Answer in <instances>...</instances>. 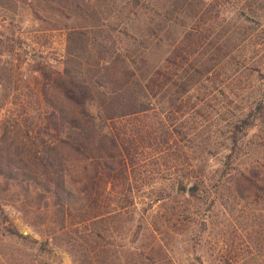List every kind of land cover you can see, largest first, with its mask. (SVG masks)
<instances>
[{
    "label": "rangeland",
    "instance_id": "374dc122",
    "mask_svg": "<svg viewBox=\"0 0 264 264\" xmlns=\"http://www.w3.org/2000/svg\"><path fill=\"white\" fill-rule=\"evenodd\" d=\"M60 75L94 112L116 97L171 128L139 155L133 203L108 194L100 219L42 189ZM0 264H264V0H0Z\"/></svg>",
    "mask_w": 264,
    "mask_h": 264
},
{
    "label": "trees",
    "instance_id": "16d2710c",
    "mask_svg": "<svg viewBox=\"0 0 264 264\" xmlns=\"http://www.w3.org/2000/svg\"><path fill=\"white\" fill-rule=\"evenodd\" d=\"M159 74L151 75L146 82L153 93L155 87L161 89L169 80V76L162 74L164 79L159 83ZM58 80L61 103L53 105L54 118H45L43 122L46 133L57 131V139L55 142L44 140L41 150L38 149L39 144L29 139L32 145L30 152L36 155L39 150L42 151L46 167L53 168L52 173L47 168L43 172L47 174V182L42 189L55 197L67 217L78 215L80 221L100 219L108 213L102 206L108 194L118 195L116 201L120 208L133 203L131 177L135 175L134 167L138 160H141L139 155L155 144L169 143L171 128L164 121L158 122L155 127L152 118L139 125L136 118H129L141 111L137 104L119 103L115 107L112 102L116 101V97L115 101L112 97L111 103L104 101L94 112L89 90L82 82L63 75ZM189 89L183 85L181 94ZM194 107L191 105L189 110ZM157 131L162 136L160 141ZM231 141L234 146L237 142L236 131ZM161 151L154 149L155 153ZM231 157L232 154H227L226 161H230ZM228 179L243 197H246V188L253 186V180L247 175L238 176L235 173ZM173 180L178 191L185 189L186 175L176 173ZM77 183L80 186L75 188ZM74 212L77 214L73 215Z\"/></svg>",
    "mask_w": 264,
    "mask_h": 264
}]
</instances>
